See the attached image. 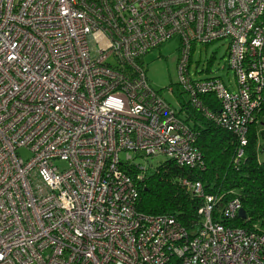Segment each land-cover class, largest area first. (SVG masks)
<instances>
[{"label":"built area","instance_id":"built-area-1","mask_svg":"<svg viewBox=\"0 0 264 264\" xmlns=\"http://www.w3.org/2000/svg\"><path fill=\"white\" fill-rule=\"evenodd\" d=\"M173 36L188 103L236 136L238 162L264 103V0H0V264H264V232L213 220L219 197L198 180L180 179L204 198L192 232L137 210L147 167L135 158L203 165L196 131L140 59ZM220 39L235 91L188 72L193 46Z\"/></svg>","mask_w":264,"mask_h":264},{"label":"trees","instance_id":"trees-1","mask_svg":"<svg viewBox=\"0 0 264 264\" xmlns=\"http://www.w3.org/2000/svg\"><path fill=\"white\" fill-rule=\"evenodd\" d=\"M200 97L212 111L219 109V101L213 94ZM177 111L178 114L184 113V121L196 131V145L202 154L203 165L190 168L166 159L155 167H147L142 178L136 181L137 210L148 215H171L188 232L196 230L203 221L198 210L204 204V198L181 184L180 179L187 177L200 181L204 194L219 197L213 208V220L264 232V161H260L257 155L260 148L258 138L264 137V129L257 130V135V124L250 125L244 154L236 162L239 144L233 133L214 124L188 100ZM256 116L257 122L264 119V103ZM127 169L132 176L139 171L136 167ZM233 199L239 200L245 216L236 214L228 220L222 211Z\"/></svg>","mask_w":264,"mask_h":264},{"label":"rangeland","instance_id":"rangeland-1","mask_svg":"<svg viewBox=\"0 0 264 264\" xmlns=\"http://www.w3.org/2000/svg\"><path fill=\"white\" fill-rule=\"evenodd\" d=\"M90 43L91 53L94 56L97 53L98 44L93 37ZM227 45L228 39H220L208 44L196 43L191 52L188 69L192 79L219 77L229 86V90L235 91V76L233 70L227 64ZM178 50L179 38L173 36L140 58L150 86L158 91L162 98L176 110H178L180 104L188 100V95L183 92V87L179 84L177 69ZM107 62L111 65L116 64L113 56L108 57ZM255 125L257 135H259L257 130L264 129V119L255 123ZM258 144L260 145V148L257 149L258 159L264 161V137L258 138ZM17 152L23 159L31 156L30 152L25 148H20ZM165 160L166 157L164 155L151 156L147 159L135 158L136 162L145 167H155ZM57 164L60 166L64 165L62 162Z\"/></svg>","mask_w":264,"mask_h":264},{"label":"water","instance_id":"water-1","mask_svg":"<svg viewBox=\"0 0 264 264\" xmlns=\"http://www.w3.org/2000/svg\"><path fill=\"white\" fill-rule=\"evenodd\" d=\"M238 214H239V216L244 217V216H245V211H244V209H243V208H240L239 211H238Z\"/></svg>","mask_w":264,"mask_h":264}]
</instances>
